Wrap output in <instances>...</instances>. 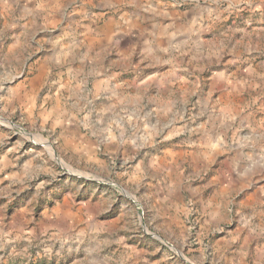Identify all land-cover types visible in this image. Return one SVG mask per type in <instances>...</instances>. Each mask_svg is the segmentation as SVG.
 <instances>
[{
  "label": "rangeland",
  "instance_id": "1",
  "mask_svg": "<svg viewBox=\"0 0 264 264\" xmlns=\"http://www.w3.org/2000/svg\"><path fill=\"white\" fill-rule=\"evenodd\" d=\"M0 264H264V0H0Z\"/></svg>",
  "mask_w": 264,
  "mask_h": 264
}]
</instances>
